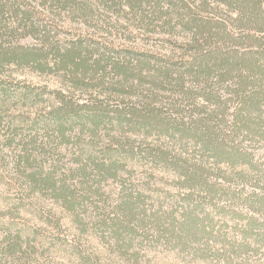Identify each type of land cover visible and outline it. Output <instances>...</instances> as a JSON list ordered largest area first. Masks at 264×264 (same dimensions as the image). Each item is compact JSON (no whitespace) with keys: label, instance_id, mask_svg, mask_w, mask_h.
Wrapping results in <instances>:
<instances>
[{"label":"trees","instance_id":"16d2710c","mask_svg":"<svg viewBox=\"0 0 264 264\" xmlns=\"http://www.w3.org/2000/svg\"><path fill=\"white\" fill-rule=\"evenodd\" d=\"M134 41L167 48L153 52ZM10 65L49 67L67 85L49 91L55 106L44 116L21 121L43 136L5 138L16 163L35 165L32 189L62 207L99 195L85 180H117L120 168L145 159L173 173L187 196L229 199L249 187L244 202L263 213L264 0H0V67ZM5 83L1 109L9 96L39 103L41 93L18 94ZM107 122L122 133L86 161L77 156L75 168L61 172L68 181H56L54 162L46 171L47 155L70 143L68 131L96 138ZM135 134L165 143L143 146ZM228 170L242 191L231 190ZM117 208L108 216L115 227L127 221Z\"/></svg>","mask_w":264,"mask_h":264},{"label":"rangeland","instance_id":"374dc122","mask_svg":"<svg viewBox=\"0 0 264 264\" xmlns=\"http://www.w3.org/2000/svg\"><path fill=\"white\" fill-rule=\"evenodd\" d=\"M134 44L153 52L167 48L139 41ZM36 68L0 67V80L11 90L22 94L28 88L41 93L35 105L9 96L0 108V264H264V211H249L253 201L244 199L251 191L249 187L242 191L232 170L223 176L234 178L231 190L242 193L219 200L187 196L188 190L180 187L173 173L145 159L120 168L117 180L106 175L101 184L85 180L99 195H92L74 210L62 207L45 191L32 189L27 176L37 172L35 165L16 163L14 151L5 147V138L19 131L43 136L45 131L30 130L28 122L21 121L51 110L55 104L49 91L67 87L60 72ZM112 80L108 76V86ZM117 127L103 124L96 138L89 131H68L70 143L59 147V154L47 155L46 171L54 162L58 166L56 181H68L61 172L75 168L72 161L77 156L86 161L94 148L108 145L111 136L119 137L122 130L114 131ZM157 137L135 134L133 138L145 146L162 143ZM185 154L189 159L196 155ZM117 207L127 221L115 227L108 216L118 214Z\"/></svg>","mask_w":264,"mask_h":264}]
</instances>
